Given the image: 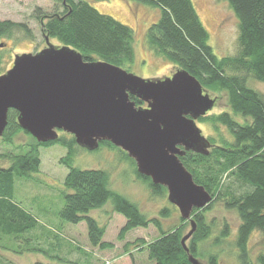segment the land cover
<instances>
[{"label": "trees", "instance_id": "1", "mask_svg": "<svg viewBox=\"0 0 264 264\" xmlns=\"http://www.w3.org/2000/svg\"><path fill=\"white\" fill-rule=\"evenodd\" d=\"M53 1L62 11L56 10L46 16V22L42 20L46 35L57 39L61 45L77 49L85 59L107 61L129 70L136 61L135 32L131 27L101 13L89 0ZM130 1L160 8L158 20L147 31L149 47L171 64L189 71L205 89L224 92L230 107V111L199 118L217 133V136L209 137L210 153L188 151L181 157L196 183L203 185L213 196L210 204L193 211L197 229L187 242L190 252L197 258L203 255L200 244L212 234V223L207 222L205 214L216 201L223 200L227 208L236 209L241 217L236 237L239 264H264V253L252 258L249 252L254 231L259 230L264 235V94L248 83V77L264 83V0H227L238 19L239 51L234 56L222 57L210 45V34L192 0ZM18 29L31 32L23 23L0 20V37L12 36ZM2 65L0 54V74L4 73ZM131 99L137 105L144 103L134 96ZM17 116L16 110L9 111L8 125L0 136L8 144H13L14 137L20 132L32 137L21 128ZM222 129L228 135H224ZM32 139L25 148L21 147L22 153L6 156L10 159L9 166L0 167V232L19 239L37 228V218L14 201L15 181L17 177H31L40 171V147L59 144L68 150L63 159L68 167L67 191L59 212L64 222H85L91 245L101 249L111 247L112 243L104 240L106 227L90 215L92 210L102 208L111 200L114 211L126 218L120 239L135 228L153 224L161 232L158 238L151 242L136 240L149 259L155 264H192L181 242L185 235V219L165 231L158 217L149 218L136 203L110 187L107 171L75 166L80 146L74 135L59 134L56 140L45 143ZM101 145L120 150L124 158L136 166L128 153L111 142L102 141ZM135 172L148 183L154 194L167 191L165 186L155 185L150 177L140 174L137 167ZM169 215V208L160 212L162 217ZM228 236L229 227L225 225L215 242L220 243ZM207 261L208 264H222L219 255L214 253L208 255ZM35 264L47 263L37 261Z\"/></svg>", "mask_w": 264, "mask_h": 264}, {"label": "rangeland", "instance_id": "2", "mask_svg": "<svg viewBox=\"0 0 264 264\" xmlns=\"http://www.w3.org/2000/svg\"><path fill=\"white\" fill-rule=\"evenodd\" d=\"M101 13L110 15L135 32L136 61L129 72L144 79H163L175 73L179 67L157 55L147 42L148 28L160 16V8L130 0H89ZM200 18L210 34V45L219 56H234L239 51L238 19L227 0H192ZM62 8L53 0H0V20L23 23L31 31L16 30L12 36L0 37V54L3 71L7 72L14 63L15 56L37 52L47 46L43 22L46 16ZM43 16V17H42ZM43 19H42V18ZM50 42L60 46L54 38ZM249 85L264 94V83L248 77ZM216 103L207 115L230 111L224 92L206 89ZM138 106L146 107L144 102ZM206 138L217 136L207 122L197 121ZM224 135L227 131L222 129ZM66 132H60L64 134ZM69 134V133H66ZM72 135V134H70ZM33 137V136H32ZM32 137L25 132L18 133L13 144H8L0 137V167L10 165L9 155L20 154L31 142ZM36 139V138H35ZM20 147V148H19ZM25 151V149H24ZM42 164L40 171L31 177H17L15 181L14 201L34 215L38 220L37 228L22 238L14 239L0 232V264H35L40 261L49 264H155L146 251L140 249L137 239L151 242L161 234L153 224L147 228L139 227L129 231L124 239L119 238L126 218L114 211L109 200L102 208L92 210L90 215L106 227L104 240L112 243L111 247L101 249L91 245L85 222L78 224L64 222L59 212L64 206L67 191L65 177L68 167L63 162L68 150L62 145L40 147ZM74 165L81 169H103L110 174V187L136 203L149 218L158 217L165 231L181 224L179 208L168 199V191L154 194L148 183L138 178L133 163L124 158L116 148L101 145L95 150L80 147L75 156ZM164 208H169L168 217L160 216ZM207 222L212 223V234L200 244L202 256L199 259L208 264L209 254H218L222 264H239L236 237L241 217L236 209H229L223 200L213 204L206 212ZM184 219V218H183ZM227 225L229 236L220 243L215 239L221 229ZM191 230V223L186 220L184 234ZM129 243V247L126 244ZM38 249V250H34ZM252 258L264 253V235L256 230L249 241Z\"/></svg>", "mask_w": 264, "mask_h": 264}, {"label": "water", "instance_id": "3", "mask_svg": "<svg viewBox=\"0 0 264 264\" xmlns=\"http://www.w3.org/2000/svg\"><path fill=\"white\" fill-rule=\"evenodd\" d=\"M46 42L40 51L16 55L0 74V136L13 109L21 128L39 142L56 140L59 131L89 150L111 142L135 160L140 174L167 188L169 201L191 223L181 240L189 260L204 264L187 242L197 229L194 209L210 204L213 196L181 157L188 151L210 153L212 143L197 121L216 99L184 68L163 79H144L110 62L85 59L68 45H54L49 35Z\"/></svg>", "mask_w": 264, "mask_h": 264}]
</instances>
